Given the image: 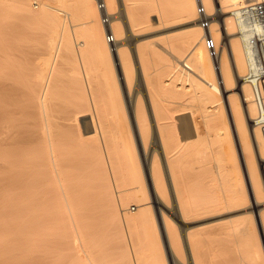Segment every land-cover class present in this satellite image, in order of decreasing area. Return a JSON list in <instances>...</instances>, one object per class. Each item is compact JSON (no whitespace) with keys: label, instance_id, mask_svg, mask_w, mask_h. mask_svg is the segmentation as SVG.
Listing matches in <instances>:
<instances>
[{"label":"bare ground","instance_id":"1","mask_svg":"<svg viewBox=\"0 0 264 264\" xmlns=\"http://www.w3.org/2000/svg\"><path fill=\"white\" fill-rule=\"evenodd\" d=\"M252 1L202 0L206 12L213 17L208 29H203L197 22L195 0H103L108 25L102 23L96 0H55L56 6L50 0H0V27L9 20L12 23L16 16L28 25L43 24L47 33L41 58L29 75H25L11 43H0V264H17L20 258L23 262L19 264H56L59 248L60 263L65 253L78 264L79 260L82 264H99L109 248L119 264L164 263H159L152 243L156 234L155 239L152 235L158 231L153 230V206L146 200L148 197L142 196L147 194L146 184L155 212L163 220L165 234L162 233L169 245L166 251L174 264H184V256L180 254V258L174 252V241L180 238L176 223L186 224L189 217L222 204L208 162L211 152L219 156L217 168L226 195L224 204L239 205V210H249L250 217L257 211L264 230V139L253 125L256 108L244 80L247 60L232 17L237 7ZM118 7L119 18L115 16ZM69 15L73 22L82 20L79 25L83 29L74 32L71 28L76 25L66 20ZM182 19L192 25L181 31V38L169 35L168 40H172L168 47L161 46L159 40L160 48L151 44L154 40L135 45L139 67L134 71L127 42L154 25ZM108 32L115 39L113 44L106 41ZM208 34L217 46L215 56L204 45ZM77 39L81 41L75 42ZM151 56L157 60L151 63L153 71L148 73ZM110 60L119 65L131 105L128 112L115 104L120 99L118 91H112L116 80L113 84L105 70L111 69L107 67ZM59 66L68 67L75 86L66 90L67 95L56 91ZM134 78L148 97L149 109L144 107L143 95L134 97ZM114 96L118 98L114 100ZM128 114L131 120L133 114L135 132ZM175 118L178 131L174 129ZM234 140L245 164L244 176L236 160ZM187 155L200 159L202 165L194 161L196 166L201 165L195 170L203 168L204 176L210 175L211 184L199 203L193 202L184 186ZM131 200L135 201L134 212L128 209ZM18 204L23 207L22 223L17 220L15 224L12 219L8 225V207ZM50 217L58 218L54 223H59L55 231L61 232L60 237L50 236L56 226L51 227ZM99 219V229L105 235L100 242L104 248L106 240L105 246L109 247L102 248L105 251L101 259L97 254L101 248L95 250L102 244H98L95 230ZM11 223L17 228L12 229ZM18 224H22L19 229ZM242 226L234 228L240 236L237 248L241 258L235 263L250 260L264 264L259 242L251 240L250 232L257 225L251 229V225ZM12 230L17 232L13 237ZM228 232L230 235H223L232 240V229ZM186 234L189 247L194 245L189 250L195 258L200 235ZM53 237H58L57 250ZM12 238L18 245L11 242ZM49 240H53L54 248L49 246ZM7 246L14 249L10 252ZM193 257L191 264H210L208 258L203 263V258L199 261L198 256Z\"/></svg>","mask_w":264,"mask_h":264},{"label":"rangeland","instance_id":"2","mask_svg":"<svg viewBox=\"0 0 264 264\" xmlns=\"http://www.w3.org/2000/svg\"><path fill=\"white\" fill-rule=\"evenodd\" d=\"M50 4H52V5H55L56 4L57 5V3L55 2V0L54 1L50 0ZM118 9H119V7L116 8V14H115V16H117L119 18V12L120 11ZM54 13H55V11H54ZM55 14H59V13H55ZM59 15L61 17H63V14H59ZM214 18H215V16H214ZM66 20L70 21L71 20V15L66 16ZM215 20L217 21L216 18H215ZM10 21L11 20L7 21V24H3V26L0 27V43H11L12 49H14L17 52V54H18V62L22 66L25 75H29L31 73V71H33L36 68L37 63L39 62V60L41 58L42 50H43L44 44L46 43L45 39L47 40V37H46L47 36V33L44 31V29L46 27L43 24H40V25L30 24V25H28V23H26V22H21L22 20H19L18 18H16V16L12 19V21H13L12 23ZM176 21L177 20H175V22L172 21V23L171 22L169 23V21H168V23H166V25L165 24L164 25L161 24L162 26L159 25V24H158L159 26L158 25H154L151 28L145 30V32L143 31L142 34L138 35L132 41H128L127 42V45L129 47L128 48L129 49L128 50V53H129L128 57L130 58V62L132 63V66H134L133 67L134 68V71H136L137 70L136 68L139 67V63H137L138 60L136 58L137 55H136L135 50H134L135 45H137L139 43H143V42L144 43H147V41H149V40H150L149 41V43H150V42H152L151 40H154L151 44L154 45L156 43L157 45L155 44L156 45V46L154 45L155 47L160 48L161 43H162L161 46H163V44H165L164 46L165 47H168V44H169L168 41L169 40H172L175 37L176 38H181L183 36L182 35L183 32H181V31H184V29H187L190 25H192L191 23H187V20L186 19L178 20L177 22ZM81 22H83V21L82 20H77V21H74L73 22L71 20L72 25H74V24L76 25V27H73L71 29H73L74 32H75V29H77V30H78V28H79V30L80 29H83L82 26L79 25V24H81ZM83 27H84V25H83ZM172 34H174L175 36L174 35L171 36ZM168 37H170L172 39H169L168 40ZM162 38H164V39L161 41ZM157 40H159L160 45L157 42ZM77 41L80 42L81 39L75 40V42H77ZM163 53L164 52H162V56L163 57H167L165 54H164L165 55L164 56ZM155 57H153L154 60H153L152 56H151V58L149 57V59H148V66H147V72L148 73H151L153 71V64L154 63L153 64H151V63L153 61H156L157 60V58H155ZM150 59H152V60H150ZM106 64L104 65V69L106 67ZM109 66H111V69L112 70L110 69ZM59 67H61V66H59ZM59 67H58V69H59ZM107 67H109V68H106L105 69L106 72L108 71L107 73L109 75V76H107V78L109 77L108 79L111 80L112 82H113V80L114 81L116 80V85H115L114 89L112 88V91H114V90L116 92L118 91V94H119V97H120V99H118V100H120V102L118 100H116L115 101L116 102L115 104H116V106L119 107V109L122 108L124 110V112L125 111L128 112L129 106L131 107V105H129L127 91H126L125 87L123 88V81H121V73H120L119 65L117 66V63L113 60V61H111V63L109 62V65ZM149 67H150L151 70L149 69ZM110 72H111V75L109 74ZM58 73H57L58 76L56 74V76H57L56 77V83L59 86L57 88L58 90L56 89V91H59L60 93H62L64 95H65V93L63 91H65L66 92V95H67L69 93V92L67 93V91H69V90H71V89H73L75 87L74 84H72V82H71V78H70L69 73H68V67L67 66L61 67L59 69V72ZM113 84H114V82H113ZM132 86H133L132 87V92L135 95L134 97H136L138 94L140 96L143 95V96H141L142 97L141 99H142V102L144 104V107L146 109H149L150 103H149L148 97L145 94V92L143 91V89L141 87H139V83H138L137 78H134L133 83H132ZM111 87H112V84H111ZM115 97L116 96L113 97L114 100L116 98H118V97H116V98ZM173 106L175 108L177 107L176 104H174ZM188 109L189 108H187L186 110H188ZM189 110L191 111V108ZM189 110H188V112H189ZM90 111H92V113H93V110L90 109ZM130 111H132V113H133V107H132V109L130 108ZM177 114L178 113H174V115H176V116H177ZM128 116H129V114H128ZM129 119H130V125L133 126L135 124L134 123V120H133V114H132V120H131V116H129ZM131 122H132V124H131ZM173 123L175 125L174 126V129L178 131L179 130L178 120L176 118L174 119ZM132 131H133V127H132ZM134 132H135V125H134ZM231 141H232V137H231ZM234 143H235L234 146L236 147V150H237V146L239 148V145H238L237 142H235V140H234ZM238 152L239 151L237 150V154L238 155L236 154V156H237L236 157L237 158L236 160L238 162V165L240 166L239 169L243 173V176H244V175H246L245 164H244V161H243V157L241 156V153L239 155ZM193 157L190 156V155H187V157L185 158V168H186V170L184 169V173L187 172V175L186 174L185 175L187 176L188 179L185 177V175H183V178L185 177V179H186V183H184V186H185V184L187 185V187L186 186L185 187L188 188L189 196L193 200V202L199 203V202H201L203 200V196L206 193L207 188L211 184L210 181H209L210 179L208 178L210 175L206 173L208 176L207 175L204 176L205 175V170H202L203 168L202 169L200 168L199 171L195 170V168L198 169L197 166H201L202 163L198 161L200 159L197 160V156L194 157V158ZM218 157L219 156H218L217 153L211 152L210 155H209V157H208L209 161H208V159H206V160L210 164L209 166L211 167V171H213L212 172L213 173L212 176L216 178L217 193H219V196H220V198L222 200V204L219 205V206H216V207L215 206H212V207H210V208L202 211L201 213H198L195 216L189 217L188 218L189 221L186 224H183L182 225V224L176 223V226H175V228L177 229L176 231H178V235L180 236V238H178L179 240L177 239V241H174V243L176 242L175 243V247H174L175 248L174 252H175V254L179 255L180 258H181V255L180 254H182V257L184 256L183 257L184 259L182 258L184 261L181 260V261L185 262L184 264H191V262L193 260L191 258L195 255L192 250H189L194 245L191 246V247H189L190 244L186 240L187 239V234L186 233H188V232L189 233L190 232L191 233H197V234L199 233V235H200L201 245L202 246L200 245L199 247H197L198 255L195 256V258L198 256L197 259H199V261H201V260L204 259V261H202L204 263V262H206L205 259L207 260V258H208L207 262L210 261V264H236V263H238V261L241 259V258H238V257H240L239 256L240 255V253H239L240 251L237 248V240L239 239L240 236H239V233H237V234L235 233L234 228L236 226L243 228L242 225H244V224L247 227H248V225H249V227L251 225L250 229L253 227V224L254 225H257V226H254L253 227V231L254 232L251 230L252 232H250V234L252 233L251 234L252 237H251V235H250V237H251V240L252 239H255V241L252 240L253 243L254 242H255V244L257 242L260 243V244L259 243H257V244L260 245V248L262 250V255H264V230L261 229L260 219H259V216H258L257 211H254L253 212V215L254 216L252 215L253 217H250L251 215H249V213H248L249 210L248 211L247 210H241V209L239 210L238 209V208H240L239 205H232V207H231L229 205L224 204V200H225V196L226 195H225L224 190H223L224 189V186H223V183L221 181V176L219 174V169L217 168ZM138 160H139V163L141 164V156H140V154H138ZM195 160L197 162H199L201 165L198 164L196 166L197 162L195 164L194 163ZM207 161H205V162H207ZM200 171H204V172H200ZM244 179H245V177H244ZM246 182H247V176H246L245 184H246ZM146 189H147L146 190L147 191L146 192L147 193L146 196H145V194L142 195V196H144L145 198L148 197L146 200L149 199L148 200L149 203L151 202L150 203V206L151 207L153 206L152 207V210L154 211V216H155V222L154 223H156L155 224V227L156 228L155 229L153 228V230L154 231H158V232H155L154 233L153 230H150L152 233H154V235H152V234H150V235H152L153 238L155 239L154 236L156 234V239L155 240H158L159 242L157 241L156 244H155V240H154V242H153L152 239H150V240H152V243H154L153 246H155L156 249L159 248V247H161L160 248L161 250L160 249L159 250L158 249L157 250L155 249V251L158 253L157 256H158L159 263H160V261L161 262L163 261L164 263H161V264H174V261H173L172 257H170L171 255H169L167 253L166 248H165V247H167L168 242H167V238L164 235L165 234L164 233L165 231L163 230V220H162V217H161V215H159L160 214L159 212H158V214L155 212V209H154L155 208V203L152 201V198H151V196L149 194V187L147 186V184H146ZM144 202H146V201H144ZM134 203H135L134 200L129 201V204H128L129 205V208L128 209H131L132 206L135 207V204ZM19 205H21V204L16 205V207L14 205L15 208L13 207V205H12L13 208L12 207L11 208L8 207V210L11 209L10 210V212H11L10 214L8 213L9 211L7 212L8 215L10 216L8 219H7V216L5 215V217L7 219L6 221L9 220L8 223H7L8 225L11 222L12 219L14 220V221L12 220L13 223L16 221L15 224L18 223L17 220H19L20 222L22 221L21 219L23 218L22 217V212H23L22 209H23V207H20L21 208L20 209L19 207H17ZM54 206L56 207L57 205L55 204ZM54 206L51 205L50 207H54ZM54 209H53V211L55 212ZM56 209H57V207H56ZM51 210H52V208L49 209V211H51ZM130 211L131 212H134V210H130ZM243 215H244V218L245 219L243 218ZM56 218H54V220H53V218L50 217V219H49V220H51V222L49 221L51 223V227H52V225L53 226L56 225L54 228L52 227L54 230H50V231H54L55 233L52 232V234H50L51 232L49 230H47V232L49 231V234H50L51 237H52L53 234L55 236H57L59 233H61V232H58L57 233L58 230L55 231L56 227L59 228V226H58L59 223H58V225L54 223V221L56 222L57 219H58V218L57 219ZM2 221H5V218ZM96 221H97V219H96ZM98 221L99 222H97V224H96L97 225V229H95V230L98 231V236L99 237L97 236V241H98V244H99L100 241H103L104 240L105 235H103L104 234V231L103 230L100 231L101 229H99L100 226H101V224H102L101 223L102 220L100 221V219H99ZM52 222H53V224H52ZM50 223H48L49 229H50ZM15 224H12L11 223V225H13L12 226V229H14V226L17 228V226ZM19 226H22V224L21 225L18 224V229H19ZM8 227H11V226H8ZM161 227H162V229H161ZM9 229H11V228H9ZM151 229H152V227H151ZM231 229H232V240L231 239L229 240V237H227L228 235H230V233L228 232V230H231ZM254 229L256 230L257 233L255 232ZM10 232L12 234L11 235L12 237H13V234L14 233H17L16 231L14 232V230H12ZM10 232L8 234H10ZM45 232H46V230H45ZM99 232L101 233L100 235H99ZM227 233H228V235H227ZM223 234L227 235L226 237L228 239ZM45 236L48 237V238H50V236H48V234L45 235ZM58 236L60 237V235H58ZM16 237H17V235H16ZM57 238L58 237H56V239ZM20 239L21 238H19L18 241H20ZM53 239H54V237H53ZM56 239H54V242L58 241V239L57 240ZM225 239H226V241H224ZM15 240H17V239L15 238L11 242H14ZM45 240H47V239H45ZM52 241L53 240H49V242H50L49 246L52 245V243H51ZM230 241H232V242H230ZM20 242H23V241H20ZM104 242H105L104 243V248H103V242H100L102 244H100L99 247L97 246V248H95V250L97 251L100 248H101V250H102V248L105 249L107 247V246H105L106 240ZM190 242H191V240H190ZM14 243H13V245H14ZM192 243H193V241H192ZM11 244H8V246L10 245V247H13V245H11ZM56 244H57V242L54 245H56ZM157 244H158V246L159 245L160 246L157 247ZM226 244H229L230 246L229 245H226ZM16 245H18V244H16ZM54 245H52L53 246L52 248L55 247ZM8 246H7V248H9ZM179 246H180V248H179ZM14 247H16V246L14 245ZM17 247H19V246H17ZM223 247H225V248H223ZM232 247H234V248H232ZM57 248H58V246L56 245V250H57ZM108 248H106V249H108ZM12 249H14V248H11V249L9 248V251L11 252ZM109 249L106 250L107 253L104 252L107 255H105L103 253V251H105V250H102V252H101V250L97 251V254L100 253V256H99L100 259L102 258L101 257L102 256V253L104 254V258H102V260H99L98 259L99 257L96 254L97 255L96 256V259H95L96 262H97V260H99L98 261L99 264H117L119 261L117 262L115 260V255H113V253L110 251L111 249L110 250ZM192 249H194V247ZM15 251H13V253ZM58 251L61 253L60 248H59V250H57V252ZM16 252H18V251H16ZM19 253H21V252L20 251L18 252V256L19 257H21V256L23 257V255L21 254V256H20ZM58 253L56 255H59L61 257L60 253L59 254ZM109 254H112L113 256L110 255L111 257H108ZM160 254H161V256H160ZM191 254H194V255H191ZM199 255H201V256H199ZM202 255L204 257H202ZM11 256H15L16 257L17 255L16 254L15 255L12 254ZM59 256H57V258H59V260H57V263L59 262V264H72V263L73 264H78V260L77 261L76 260H73L74 258H72V257H70L68 259L69 255L68 254L66 255L65 253L62 255V257H63L62 259L63 260L61 259L62 261L60 263V257ZM179 257H178V259H179ZM201 258H203V259H201ZM21 259L22 258H20V260ZM64 259L67 260V261H65ZM20 260H18V261L19 262H23L22 261L23 259L21 261ZM113 260H115V261L112 262ZM79 261L81 262L82 260H79ZM235 261H236V263H235ZM19 262L17 264H19ZM80 262H79V264H82L83 261L81 263ZM198 263H200V262H198ZM252 263H253L252 261H250V260L247 261L246 260V264H252ZM257 263L258 262L254 261L253 264H257ZM204 264H209V262L208 263H204Z\"/></svg>","mask_w":264,"mask_h":264},{"label":"built area","instance_id":"3","mask_svg":"<svg viewBox=\"0 0 264 264\" xmlns=\"http://www.w3.org/2000/svg\"><path fill=\"white\" fill-rule=\"evenodd\" d=\"M195 1L197 2V22L203 29H208L209 21L213 17L206 12L202 0ZM96 2L102 13V23L108 25L109 14L103 0H96ZM232 17L237 24L238 35L244 45L247 60L244 80L250 87L256 108L253 125L259 129L264 139V0H254L237 7ZM106 41L108 44L115 42L110 32L106 35ZM204 45L212 56L216 55L217 46L210 34L204 37ZM131 210H134V206Z\"/></svg>","mask_w":264,"mask_h":264}]
</instances>
